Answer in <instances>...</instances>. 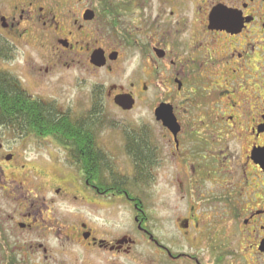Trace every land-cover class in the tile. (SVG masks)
I'll return each instance as SVG.
<instances>
[{
  "label": "flooded vegetation",
  "instance_id": "1",
  "mask_svg": "<svg viewBox=\"0 0 264 264\" xmlns=\"http://www.w3.org/2000/svg\"><path fill=\"white\" fill-rule=\"evenodd\" d=\"M12 1L4 12L0 9L3 51L10 47L14 52L16 37L24 39L20 30L24 22L31 23L34 31L42 22L56 28L57 32L50 34L39 29L41 38L45 33L47 38L53 37L63 27L68 33L57 44L66 50H74L80 43H72L74 34L90 33L98 25L115 31L118 48L132 49L136 60L131 62L133 71L127 85L110 84L106 88L104 83L97 84L83 112L71 105L63 110L54 101L59 112L69 113L72 122L87 133L85 146L70 142L64 147L52 137H22V143L50 146L60 184L50 183L49 188L37 184L30 172L33 168L23 156L17 159V153H3L4 163L15 171L9 175L0 165V190L6 194V200L0 202V264H64L70 249L55 245L75 242L83 245L88 255L104 250L121 252L125 245H133V238L126 235L111 242L98 239L82 219L64 211L60 204L74 203L78 197L72 190L81 191L69 175H74L93 197L81 191L77 204L100 209L124 201L133 207L140 233L169 258L176 262L195 259L172 254L142 225L147 218L142 199L145 187L170 160L185 177L178 180L185 192L193 173L203 175L198 182L201 188L195 190L199 203L194 204L188 196L187 200L195 206L218 209L220 224H207V232H200L212 245L215 243L213 264H224V255L228 259L240 247L251 264H264V0ZM87 12H93V19L86 18ZM85 37L81 42L89 51L87 63L84 61L88 74L128 72L120 50L110 53L96 45L95 37ZM99 49L105 51L107 59L102 68L92 63V55ZM112 54H117L115 60L110 59ZM1 58L11 59L2 53ZM25 90L34 100L53 102ZM121 96L133 101L131 109L116 104ZM107 101L112 103L111 111L122 116L121 127L130 128L114 145L102 135L106 127L115 125L108 118ZM143 101L150 103V122L135 118ZM162 106L175 118V129L157 119ZM129 114L134 116L129 118ZM6 125L0 121V127L10 130ZM139 144L145 148L147 168L140 165L135 153ZM0 150H4L2 145ZM115 150L126 155L125 167L115 160L119 157ZM58 153L65 156L64 161L59 160ZM83 158L89 159V165ZM191 221H184L186 229ZM195 264L203 263L195 260Z\"/></svg>",
  "mask_w": 264,
  "mask_h": 264
},
{
  "label": "rangeland",
  "instance_id": "2",
  "mask_svg": "<svg viewBox=\"0 0 264 264\" xmlns=\"http://www.w3.org/2000/svg\"><path fill=\"white\" fill-rule=\"evenodd\" d=\"M12 3V0H0L2 12ZM60 19L62 20L63 17ZM95 27L97 28L91 30L90 33L86 31V33L77 32V35L74 34L71 37L72 43L77 41H80V43L76 45L74 50H66L57 44V40L64 38L68 33L63 27L61 28L62 31L53 35V37L49 36L47 38L45 33L41 38L39 29L49 34L55 33L57 32L55 25H53L55 29H51L44 26L42 22L39 28L34 31L31 23L24 22L20 27L24 39L16 37L17 48L14 52L10 47L4 48V51L0 48V69L12 72L17 76L23 87L29 90L31 94L46 97L47 99H43V101H56L59 108L63 110H67L68 105H71L77 112H83L87 108L92 90L97 84L104 83L106 88L110 84L127 85L133 71L131 62L136 60V54L132 49L124 48L122 50V48H118L119 39L115 31L101 29L98 25ZM87 34L90 37H95L96 45L103 46L110 53L120 50L124 55L123 63H125V67H128V72L114 71L113 74L104 72L99 75L88 74L84 61L86 59L87 63L89 51L81 42V40H86L85 35ZM1 53L8 55L11 59L6 61L1 58ZM47 67H53L54 69L51 68L50 71H46ZM111 104L107 101L106 106L110 109L108 118L112 119L115 125L114 127H106L102 135L107 142L114 145L125 131H130V128L121 127L120 119L122 116L111 111ZM134 115L142 122L152 121L150 103L148 101L141 102ZM134 115L129 114V118ZM21 139L14 134L13 130H4L0 127V145L4 147V150H0V165L9 175H12L15 170L9 169V163H4L3 153L14 152L17 153V159L23 156L29 167L33 168L30 172L36 176L35 182L37 184H46L48 188L50 183L60 184L57 170L52 165L54 154L50 146L37 142L31 144L24 141L22 143ZM115 152L119 154V157L115 160L119 165L125 167L126 155L121 151L119 152V150H115ZM58 155L59 160L64 161L65 156L61 153H58ZM163 169L161 172L159 171L152 184L145 187V194L143 197L141 196L145 201L144 210L147 214V218L142 225L153 234L160 246L169 248L172 254L188 255L195 257V259L185 258L176 262L169 258L166 251L156 247L148 237H144L140 233L137 228L138 224L135 222V211L132 206L124 201L117 203L116 206L102 205L100 209L77 204V201L81 200V191L86 196L91 195L74 175H69L68 179H71L72 183L81 191L72 190L75 196L78 197L77 201L73 200L74 203L60 204L64 211L82 219L94 231V235L98 239L104 238L107 242H111L117 236L126 235L133 238L134 243L133 245H125V252L104 250L97 252L99 255L93 253L88 255L84 252L86 251L84 250L85 247L79 245L78 242L67 246L55 245L60 249H70L69 252H66L68 257L64 264H195V260H200L203 264H213L217 257L213 250L215 243L212 245L208 238L204 234L201 235L200 232H207L205 231L207 224H220L217 219L219 218L218 209L212 205L195 206L187 200L188 196L194 204L199 203L195 190L201 188L198 182L204 179L203 175L200 172L193 173L185 192L182 184L178 181L184 180L185 177L174 169L173 161L166 162ZM124 174L131 176V172L128 171H125ZM5 196L6 194L0 190V202L6 200ZM192 213L195 215L193 220L190 218ZM186 219L192 220L188 229H186L184 223ZM224 232L226 231L224 230ZM213 238H217V234H213ZM217 241L219 240L217 239ZM233 255L228 259L224 255L223 263L251 264L249 256L241 251V247L233 251ZM222 256L219 255V257ZM59 258L63 260L64 256L60 254Z\"/></svg>",
  "mask_w": 264,
  "mask_h": 264
},
{
  "label": "trees",
  "instance_id": "3",
  "mask_svg": "<svg viewBox=\"0 0 264 264\" xmlns=\"http://www.w3.org/2000/svg\"><path fill=\"white\" fill-rule=\"evenodd\" d=\"M7 61V60H6ZM0 121H6L9 129L22 138L33 136L36 139L52 137L60 145L71 144L83 147L86 144L87 133L83 128L73 123L69 113H61L55 107V102H41L32 99L24 89L22 82L12 72L0 69ZM136 146L138 144H135ZM139 144L136 155L143 168L148 167V157L145 148ZM138 148V147H137ZM92 155V163L94 162ZM89 159L83 158L89 165ZM90 167V166H89ZM93 167V166H92ZM94 176H92L93 178ZM100 179V177L95 176ZM142 180L143 178L140 177ZM107 188L111 187L108 177Z\"/></svg>",
  "mask_w": 264,
  "mask_h": 264
},
{
  "label": "water",
  "instance_id": "4",
  "mask_svg": "<svg viewBox=\"0 0 264 264\" xmlns=\"http://www.w3.org/2000/svg\"><path fill=\"white\" fill-rule=\"evenodd\" d=\"M94 14L93 12H87L86 14V18L91 20L93 19ZM67 46V45H65ZM117 58V54H112L110 56L111 60H115ZM106 55H105V51L102 49L96 50L93 55H92V63L97 66L98 68H102L106 65ZM116 104L121 106L124 109H131L134 105L132 100H129V98L125 97V96H121V97H117L116 98ZM157 119L160 121H163L164 124L168 127H170L171 129H175V127L177 126L175 123V118L173 117L172 113L170 114V112L166 111V109L164 108V106H162L161 108H159L157 110Z\"/></svg>",
  "mask_w": 264,
  "mask_h": 264
}]
</instances>
